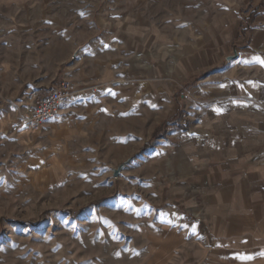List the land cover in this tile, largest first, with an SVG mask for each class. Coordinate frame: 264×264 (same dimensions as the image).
<instances>
[{
  "label": "rangeland",
  "instance_id": "rangeland-1",
  "mask_svg": "<svg viewBox=\"0 0 264 264\" xmlns=\"http://www.w3.org/2000/svg\"><path fill=\"white\" fill-rule=\"evenodd\" d=\"M263 41L264 0H0V264H257L181 217L193 132ZM65 80L84 94L29 130L24 96Z\"/></svg>",
  "mask_w": 264,
  "mask_h": 264
},
{
  "label": "crops",
  "instance_id": "crops-1",
  "mask_svg": "<svg viewBox=\"0 0 264 264\" xmlns=\"http://www.w3.org/2000/svg\"><path fill=\"white\" fill-rule=\"evenodd\" d=\"M250 45L257 51L248 72L254 80L232 88L235 116L208 119L197 125L202 130L193 132L195 151L204 152L205 163L192 174L199 190L197 207L183 210L181 219L189 224L192 216L194 235H206L213 249L225 247L238 255L235 238L240 237L248 260L264 264V65L260 63L264 46L255 48L254 42ZM217 95L220 100L224 93ZM220 105L226 109L225 103ZM224 126L235 129L222 130ZM248 187L254 190V196L241 198V191ZM207 190L211 191L208 195ZM228 190L233 194L238 191V196L227 198Z\"/></svg>",
  "mask_w": 264,
  "mask_h": 264
},
{
  "label": "built area",
  "instance_id": "built-area-1",
  "mask_svg": "<svg viewBox=\"0 0 264 264\" xmlns=\"http://www.w3.org/2000/svg\"><path fill=\"white\" fill-rule=\"evenodd\" d=\"M79 91L75 83L65 80L48 91L34 89L24 96L27 115L24 117L26 127L32 132H41L50 121L63 116L67 105L77 100Z\"/></svg>",
  "mask_w": 264,
  "mask_h": 264
},
{
  "label": "snow or ice",
  "instance_id": "snow-or-ice-1",
  "mask_svg": "<svg viewBox=\"0 0 264 264\" xmlns=\"http://www.w3.org/2000/svg\"><path fill=\"white\" fill-rule=\"evenodd\" d=\"M260 63H261L262 65H264V60H261Z\"/></svg>",
  "mask_w": 264,
  "mask_h": 264
}]
</instances>
